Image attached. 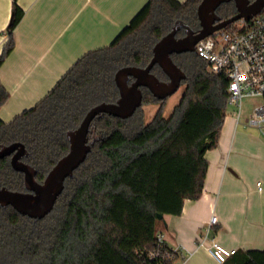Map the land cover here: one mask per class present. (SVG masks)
Segmentation results:
<instances>
[{
  "label": "trees",
  "instance_id": "16d2710c",
  "mask_svg": "<svg viewBox=\"0 0 264 264\" xmlns=\"http://www.w3.org/2000/svg\"><path fill=\"white\" fill-rule=\"evenodd\" d=\"M199 1L148 0L108 46L76 60L37 104L9 122L0 119V147L23 144L22 160L41 183L68 152L66 133L91 107L116 101L118 69L145 67L154 44L176 23L198 31ZM12 3L0 65L14 47L12 31L23 14L16 0ZM215 13L224 20L236 9L230 1ZM184 33L180 27L176 37ZM171 58L186 77L183 95L168 117L163 115L167 98L158 100L142 88V104L130 117L100 114L92 120L91 150L64 181L49 214L30 218L0 206V264H172L164 259L170 254L166 242L159 257L149 258L155 236L163 232L164 215H180L184 200L200 197L208 166L204 155L218 143L228 93L225 77L209 73L195 51ZM151 72L167 79L157 65ZM5 100L0 85V106ZM151 104L159 107L145 122L143 107ZM9 159H0V188L27 191L23 174ZM223 264H264V249L235 250Z\"/></svg>",
  "mask_w": 264,
  "mask_h": 264
},
{
  "label": "crops",
  "instance_id": "0c3cea01",
  "mask_svg": "<svg viewBox=\"0 0 264 264\" xmlns=\"http://www.w3.org/2000/svg\"><path fill=\"white\" fill-rule=\"evenodd\" d=\"M147 1L16 0L23 14L12 31L14 47L0 65L6 93L0 119L9 122L37 104L76 60L108 46ZM12 2L0 0V53ZM243 119L237 123L235 108L227 107L218 143L204 155L200 197L184 200L180 215L163 216L165 242L179 249L174 264H223L197 244L211 215L216 224L209 237L225 250L264 249V138Z\"/></svg>",
  "mask_w": 264,
  "mask_h": 264
},
{
  "label": "water",
  "instance_id": "95a60500",
  "mask_svg": "<svg viewBox=\"0 0 264 264\" xmlns=\"http://www.w3.org/2000/svg\"><path fill=\"white\" fill-rule=\"evenodd\" d=\"M232 1L236 13L224 20L216 15V9L225 2ZM264 7V0H200L196 7L199 22L198 31H193L182 23H176L152 48V57L145 67L124 66L114 74L118 98L115 102H102L91 107L79 125L66 133L69 143L64 154L49 170L44 180H36V171L22 158L26 155L23 144L14 142L0 147V159L9 157L13 170L23 174L27 191H12L0 188V206H11L16 212L30 218H43L51 212L64 181L73 175L74 170L85 160L91 150L88 131L92 120L107 114L118 118H128L142 104V88H146L156 99L163 100L174 94L185 79V73L174 64L171 56L193 52L195 44L202 38L243 18L250 19ZM183 27L185 33L177 38V30ZM157 65L167 77L161 81L152 72ZM162 218V215H158Z\"/></svg>",
  "mask_w": 264,
  "mask_h": 264
},
{
  "label": "built area",
  "instance_id": "2783aa9c",
  "mask_svg": "<svg viewBox=\"0 0 264 264\" xmlns=\"http://www.w3.org/2000/svg\"><path fill=\"white\" fill-rule=\"evenodd\" d=\"M194 51L206 62L209 73L223 75L227 80V105L235 108L237 123L242 116L243 99H261L244 117L242 125L257 129L264 136V7L250 19L241 18L200 39ZM215 224L216 217L211 215L197 244L215 261L223 263L235 250H225L216 238L209 237ZM155 239L156 249L150 253V259L160 256L159 250L165 245L164 232L156 233ZM169 250L164 259L174 264L179 249Z\"/></svg>",
  "mask_w": 264,
  "mask_h": 264
},
{
  "label": "rangeland",
  "instance_id": "374dc122",
  "mask_svg": "<svg viewBox=\"0 0 264 264\" xmlns=\"http://www.w3.org/2000/svg\"><path fill=\"white\" fill-rule=\"evenodd\" d=\"M184 90H185V84L182 83L179 89L174 94H172L170 97L166 99L164 110H163L164 116L168 117L170 115L173 107L177 104V102L183 95ZM260 102H261V99L259 98H244L241 120L245 116L249 115L254 105ZM158 107H159V104H151V105H146L143 107L145 122H149L151 116L153 117Z\"/></svg>",
  "mask_w": 264,
  "mask_h": 264
},
{
  "label": "flooded vegetation",
  "instance_id": "af4514ba",
  "mask_svg": "<svg viewBox=\"0 0 264 264\" xmlns=\"http://www.w3.org/2000/svg\"><path fill=\"white\" fill-rule=\"evenodd\" d=\"M182 36H183V35H182ZM182 36H179V37H182ZM179 37H178V38H179ZM161 81H167V79H166V80H161Z\"/></svg>",
  "mask_w": 264,
  "mask_h": 264
}]
</instances>
